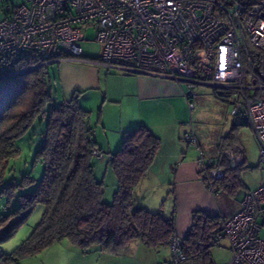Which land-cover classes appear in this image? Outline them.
Here are the masks:
<instances>
[{
  "label": "built area",
  "instance_id": "obj_1",
  "mask_svg": "<svg viewBox=\"0 0 264 264\" xmlns=\"http://www.w3.org/2000/svg\"><path fill=\"white\" fill-rule=\"evenodd\" d=\"M0 11V80L38 65L88 62L184 83L190 109L195 85H209L230 98V114L251 129L264 161V0H0ZM88 28L101 44L97 60L81 54ZM25 57L37 63L20 69ZM183 139L197 146L193 132ZM197 163L209 186L224 174L201 152ZM221 235L231 264H264V179L224 220ZM170 252L158 264L186 259L176 236Z\"/></svg>",
  "mask_w": 264,
  "mask_h": 264
},
{
  "label": "trees",
  "instance_id": "obj_2",
  "mask_svg": "<svg viewBox=\"0 0 264 264\" xmlns=\"http://www.w3.org/2000/svg\"><path fill=\"white\" fill-rule=\"evenodd\" d=\"M36 63L25 57L18 67L24 69ZM52 81L59 88L57 77L48 72V65H38L1 80L0 242L24 222L38 203L44 205V211L19 245L10 252L0 251V264L19 263L63 239L83 251L95 245L109 254L123 251L134 240L154 250L160 247L170 250L172 237L176 236L174 214L165 215L162 206L151 211L138 206L135 199V189L154 161L160 138L143 124L123 133L121 146L109 153L108 158L117 189L112 201L104 202L103 182L97 179L94 169V158L102 157V152L95 144L90 111L80 106L77 93L65 100L58 96V91L55 98ZM214 94L226 100L227 96L215 89ZM37 118L45 121L35 156L43 163V173L35 187L24 192L34 184V178L24 175L20 180H7L6 176L12 170L10 162L20 153L15 141ZM233 140L231 132L222 136L218 143L219 157L211 159L210 167L221 168L223 176L213 180L211 186L202 179L212 193L218 188L230 195L241 185L239 171L243 163L231 166L224 152L230 149L241 157V149L233 147ZM94 149L99 156L93 153ZM13 203L17 205L13 207ZM225 219L202 210L192 211L190 228L179 238L186 254L181 264H213L210 248L222 236ZM169 258L170 254L164 260Z\"/></svg>",
  "mask_w": 264,
  "mask_h": 264
},
{
  "label": "rangeland",
  "instance_id": "obj_3",
  "mask_svg": "<svg viewBox=\"0 0 264 264\" xmlns=\"http://www.w3.org/2000/svg\"><path fill=\"white\" fill-rule=\"evenodd\" d=\"M2 19L3 14L0 11V20ZM94 35L93 29H86L85 38L80 42V46L83 57L97 60L101 51V44L94 40ZM57 64L58 63H51L48 65V72L50 76L57 77L58 84ZM101 71L104 72L103 76H105V79L108 76L107 72L111 74H129L105 66H101ZM52 82L56 98L58 91L59 96L62 94V90L60 87L58 88V85H54V81ZM180 84L187 91L186 84ZM106 85L109 86L110 90L112 86L119 88L123 85V82L109 79V82H106ZM194 90L193 109L188 107V101L184 97V101L174 100L172 110L150 104L147 106V109H145V107L140 108L142 110L141 113L136 114H139V118L148 122L153 121V119L156 120V118L161 119L160 117H163L162 119H165V122L171 121L176 126V130L181 137L184 132L193 131L197 138L198 148H195L194 145H190L182 138L181 144L183 150H197L199 153H203L206 159H217L219 157L218 143L220 137L225 136L230 132L233 134V147L238 146L241 149V153L239 154L241 155L239 165L243 163L240 165L239 171L241 185L238 186L235 193L230 195L218 188L215 193H212L215 198L216 215L228 218L240 209L241 201L245 193L255 189L260 181L264 179V161L260 160L258 145L253 137L251 129L243 123V119L240 115L233 116L230 114V98L226 97L225 100L217 97L214 94V89L209 85L197 84L195 85ZM184 91L185 90H183V92ZM85 97L88 98L86 99ZM79 99L80 106L90 111L92 125L94 126L99 119L100 122H106L112 132H114V126L112 124H115L120 119L136 112V110H134L135 108L130 106H128V109H124L126 108L125 105H123L124 108H119L120 105L118 103L110 102V97L105 98L100 91H88L82 94ZM102 105H104V107H102ZM154 125L156 133H162L161 128L157 124ZM44 131L45 121H42L41 118H37L28 131L15 141V145L19 147L20 153L10 162L12 170L7 174L6 179L9 180L15 178L16 180H20L24 175L34 178V184L25 189L24 192L32 190L43 173V163L36 159L35 156L36 150L44 135ZM111 135H113V133H111ZM228 151L229 154L225 153L227 159L230 158V155L234 154L230 149H228ZM101 155L102 157L94 158L95 175L97 179L102 180L103 182L104 190L102 200L106 203H110L113 194L117 189V181L113 170L108 164L109 153L107 150H103ZM237 164V162L232 160L230 162L231 166ZM2 203L3 201H0V210L2 208ZM16 205L17 203H13V207ZM43 211L44 205L38 203L33 211L26 217L24 222L12 232L6 240L0 242V251L10 252L19 245L39 222ZM51 246L49 252L47 251L48 249L45 248L46 251L43 250L41 253L37 254V261L47 262V260H49L48 263L59 262V264H137V262H135V259L137 258L136 255L132 257L131 252L128 253V249H125L123 252H118L119 255H109V253L103 252L105 255L101 257L98 252L99 248L95 245H92L86 251H83L80 247L71 244L67 239H63ZM210 254L213 264H231V252L225 237H219L217 239L216 243L210 248ZM141 255L142 254H139V256ZM50 259H52L51 262ZM148 261H150V263H155L152 259H149Z\"/></svg>",
  "mask_w": 264,
  "mask_h": 264
},
{
  "label": "crops",
  "instance_id": "obj_4",
  "mask_svg": "<svg viewBox=\"0 0 264 264\" xmlns=\"http://www.w3.org/2000/svg\"><path fill=\"white\" fill-rule=\"evenodd\" d=\"M57 66L58 84L62 90L60 98L70 100L77 93L78 100H80V96L88 91H100L105 98L110 97V102L118 103L121 109L124 108L123 105L126 106L124 109H128V106L135 108L134 114L112 124L114 132L106 122H100L98 119L93 126L90 120V124L94 127L95 144L101 152L103 150H107L108 153L116 151L121 146L123 133L140 124L147 126L152 133L160 138V148L154 161L135 189L138 206L151 211H156L162 206L165 215L169 216L173 213L175 235L178 238H182L190 228L192 211L202 210L209 215H216L214 195L202 182L198 172L199 152L183 150L181 144L183 136H179L176 126L171 121L165 122V119L160 117L161 119L156 118V120L148 122L136 114L141 113L140 108L147 109L150 104L172 110L174 100L184 101L182 95L184 88L181 84L160 77L130 73L111 74L107 72L108 76L106 75L105 79L101 66L88 62L64 60ZM109 79L121 81L123 85L119 88L112 86L109 90V86L106 85ZM153 123L161 128L164 135L156 133ZM51 247L46 248L48 252ZM125 249H128V253L131 252L132 257L136 255L135 262L137 264H157L168 258L170 254L169 247H160L154 250L145 246L140 240L132 241ZM44 251L46 250L44 249ZM98 252L101 257L105 255L100 250ZM117 254L119 255V253ZM139 254L142 255L139 256ZM149 259L155 263H150ZM48 261H37L36 254V256H27L19 263L13 264H59V262L48 263Z\"/></svg>",
  "mask_w": 264,
  "mask_h": 264
},
{
  "label": "water",
  "instance_id": "obj_5",
  "mask_svg": "<svg viewBox=\"0 0 264 264\" xmlns=\"http://www.w3.org/2000/svg\"><path fill=\"white\" fill-rule=\"evenodd\" d=\"M54 63H56V62H54ZM103 190V189H102Z\"/></svg>",
  "mask_w": 264,
  "mask_h": 264
}]
</instances>
